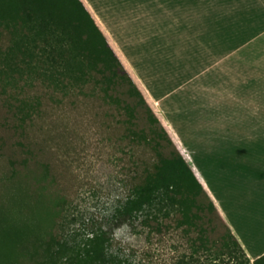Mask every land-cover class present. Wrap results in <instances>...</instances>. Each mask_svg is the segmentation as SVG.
Segmentation results:
<instances>
[{
  "label": "trees",
  "instance_id": "trees-1",
  "mask_svg": "<svg viewBox=\"0 0 264 264\" xmlns=\"http://www.w3.org/2000/svg\"><path fill=\"white\" fill-rule=\"evenodd\" d=\"M3 39L8 43L0 45L1 71L8 72L9 82L40 81L62 101L88 91L122 116L129 148L141 146L152 153V160L143 162L131 178L128 193L105 225L85 233L66 232L59 221V231L54 227L31 239L20 227L19 235L12 232V244L28 254V262L22 264H152L149 254L136 259L133 252L115 247L114 232L119 226H141L149 235L171 227L180 230L187 249L174 264L264 262V256L254 261L247 256L192 168L170 149L167 131L82 0H0ZM15 100V124L27 132L26 123L39 111V102ZM16 144L23 154L33 155L19 163L17 153L11 160L14 190L27 196L19 206L24 211L28 199L37 206L47 199L56 201L47 192L53 178L51 165L39 161L24 142ZM55 204L60 219V197Z\"/></svg>",
  "mask_w": 264,
  "mask_h": 264
},
{
  "label": "crops",
  "instance_id": "crops-1",
  "mask_svg": "<svg viewBox=\"0 0 264 264\" xmlns=\"http://www.w3.org/2000/svg\"><path fill=\"white\" fill-rule=\"evenodd\" d=\"M82 2L172 126L203 146L201 183L247 256H264V0Z\"/></svg>",
  "mask_w": 264,
  "mask_h": 264
},
{
  "label": "rangeland",
  "instance_id": "rangeland-1",
  "mask_svg": "<svg viewBox=\"0 0 264 264\" xmlns=\"http://www.w3.org/2000/svg\"><path fill=\"white\" fill-rule=\"evenodd\" d=\"M93 1L102 7L104 0ZM95 21L105 35L101 21ZM106 38L110 40L109 36ZM7 43L6 39L0 40L2 47ZM110 45L119 57L120 49ZM121 62L167 131L170 149L181 154L204 182L200 175L201 162L197 160L203 146L186 140L183 123L176 121L174 124L178 126H172L170 120L173 123L176 114L168 111V105L159 108L135 76L132 66ZM2 65L0 62V264H12L10 260L22 264L28 262V254L12 244V232L19 235L20 227L31 239L34 234H45L54 227L59 231V221L66 232L85 233L97 225H105L118 201L128 193L131 178L141 170L143 162L152 160V153L141 146L129 148V141L123 136L122 116L88 91L62 101L59 96H51L40 81L12 84L5 77L8 72L1 71ZM15 97L39 102V111L26 123L27 132L15 124L18 122L13 107ZM207 121L214 125L208 116ZM18 140L33 149L39 161L51 165L53 178H49L47 192L56 201L47 199L37 206L33 199H28L24 211L19 206V201L27 196L14 190L11 160L17 153L19 163L22 158L28 161L33 155L23 154L17 147ZM32 164L28 162L29 167ZM59 197L63 203L60 219L59 208L54 209ZM114 238L115 247L133 252L136 259L150 255L152 264H174L187 249L183 233L173 227L149 235L141 226H119Z\"/></svg>",
  "mask_w": 264,
  "mask_h": 264
}]
</instances>
